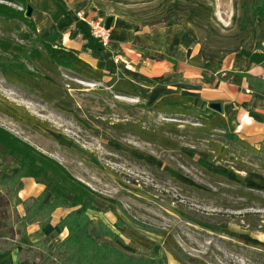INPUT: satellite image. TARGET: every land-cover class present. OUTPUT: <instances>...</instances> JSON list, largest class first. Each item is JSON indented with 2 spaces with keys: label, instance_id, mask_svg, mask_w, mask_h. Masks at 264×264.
Returning <instances> with one entry per match:
<instances>
[{
  "label": "rangeland",
  "instance_id": "obj_1",
  "mask_svg": "<svg viewBox=\"0 0 264 264\" xmlns=\"http://www.w3.org/2000/svg\"><path fill=\"white\" fill-rule=\"evenodd\" d=\"M97 2L108 15L136 25L189 26L201 56L211 60L220 62L261 43L260 22L247 36L238 29L241 0ZM0 5L9 6L3 1ZM197 5L210 11L193 16L187 10ZM18 25L16 30L0 17V40L16 47L10 54L21 59L23 53L41 52L35 43L39 38ZM0 59L9 61V56L0 54ZM22 61L35 72L39 89L3 76L0 69V130L57 163L99 201L115 207V213L89 216L94 222L102 220L122 243L97 241L130 257H158L168 238L192 260L184 264H264V158L244 150L240 139L205 126L203 111L159 114L146 93L137 99L117 96L107 81L95 83L69 71L57 73L45 63L31 67ZM138 128L159 138L143 139ZM2 142L0 178L11 166L18 170ZM5 189L0 187V226L7 218ZM10 206L17 211L13 195ZM117 218L125 227L116 228ZM9 231L1 229L0 235ZM17 240L15 236L13 243ZM164 252L168 264H179Z\"/></svg>",
  "mask_w": 264,
  "mask_h": 264
},
{
  "label": "crops",
  "instance_id": "obj_2",
  "mask_svg": "<svg viewBox=\"0 0 264 264\" xmlns=\"http://www.w3.org/2000/svg\"><path fill=\"white\" fill-rule=\"evenodd\" d=\"M30 3L37 37L53 48L73 53L99 72L110 90V82L129 83L136 92L134 99L146 93L153 105L176 97L188 111H203L207 121L221 116L229 133L250 146L264 145V95L249 86L251 78L264 81V51L241 49L220 62L211 61L201 56L197 36L189 26L136 25L123 17L108 15L97 0ZM79 11L99 19L110 30L109 48H102L90 37L87 27L76 19ZM261 46L264 49V39ZM211 103L220 104V114L209 109ZM7 169L6 177L17 171L14 166ZM43 191L44 187L33 179H21L13 195L18 214L23 216L24 211L17 199L28 202ZM52 201L46 193L44 204ZM69 212L67 208L56 209L44 228L28 226L27 242H41ZM66 236L67 230H63L49 245L55 247ZM162 250L159 258L165 256L163 247ZM0 263L18 264L16 252L0 256Z\"/></svg>",
  "mask_w": 264,
  "mask_h": 264
},
{
  "label": "trees",
  "instance_id": "obj_3",
  "mask_svg": "<svg viewBox=\"0 0 264 264\" xmlns=\"http://www.w3.org/2000/svg\"><path fill=\"white\" fill-rule=\"evenodd\" d=\"M0 1L9 4V6L0 5V17L3 19L4 24L13 26L16 30H19L20 26L18 23H21L29 28L33 32V35L37 37L31 18H25L27 7L32 9L30 0ZM12 5L17 6L22 11L13 10L11 8ZM240 8L242 15L237 20L239 31L247 36L249 35V30L255 29L258 22H260L262 27L260 42L262 43L264 39V0H241ZM202 9L210 11L209 8L202 5L189 6L187 11L194 16ZM37 42H39L38 44L42 49L41 52L37 50L30 51L23 53V58L16 59L9 52L15 46L0 40V54H8L9 56V61L0 59L2 75L8 78H15L26 86L39 89V84L35 81V72L30 71L26 64L22 63V59H24V62L29 63L31 67H35L39 63H45L57 73L59 70H65L91 82H101V74L94 71L73 53L53 48L40 39L35 43ZM261 43L248 51H264ZM16 51L18 53V50ZM20 53L22 52L20 51ZM202 57L208 59L204 56ZM2 61H5V63H2ZM249 86L256 92L264 95V81L251 78ZM108 87H111V91L117 96L127 98L137 97L135 89L129 83L120 82L114 85L110 82L108 83ZM152 109L159 114L178 115L182 113L186 114L189 108L184 107L176 97H168L153 105ZM202 123L205 126H209L210 129L228 133V138L233 140L237 138L234 134L229 133L224 119L219 115H216L210 121L203 120ZM138 129V133L143 139L159 138L158 135L155 136L156 134L152 135L151 132H145L142 128ZM0 141H3L2 143L7 147L5 148L6 151L10 153L9 157L18 165V170L11 177L0 178V187H6V206L9 208L6 207L5 210L7 218L1 219L0 230H10L6 234L0 235V241H7L2 243L0 247V256L7 255L10 250L15 251L18 264H168L165 256L159 258L137 253L130 257L119 249L97 241L98 238H110L114 242L119 241L122 243L119 236L112 232L102 220L94 222L89 216V213H115V207H109L99 201L92 191L82 184L74 182L64 168L57 163L36 154L30 147L13 140L1 130ZM240 141L238 143L244 150L252 154H258L264 158V145H261L256 150L248 143ZM242 167L246 168L247 166L242 165ZM23 178L33 179L35 183L44 187V191L38 198L28 202L16 200L17 204L23 207L24 215L20 216L14 208L10 210V204L12 202V195H14L17 185ZM46 193H49L53 198L50 204H44ZM59 208L72 209V212L60 220L41 242L29 244L27 242L26 228L31 225H39L40 228L46 227L51 220L52 213ZM115 226L118 229L125 227L121 223L120 218H117ZM91 227H94L92 235L90 233ZM65 229L68 232L67 236L52 248L49 244ZM151 233L165 237L162 233ZM15 236L18 237L16 244L13 243ZM163 246L166 253L170 254L179 264H184L185 259L192 261L182 254L181 249L174 242H169L168 238L165 239ZM35 259H39L38 262H35Z\"/></svg>",
  "mask_w": 264,
  "mask_h": 264
},
{
  "label": "built area",
  "instance_id": "obj_4",
  "mask_svg": "<svg viewBox=\"0 0 264 264\" xmlns=\"http://www.w3.org/2000/svg\"><path fill=\"white\" fill-rule=\"evenodd\" d=\"M75 16L79 22L87 27L88 33L93 40H95L102 48H109L111 33L110 30L104 26L102 21L87 16L82 11H79Z\"/></svg>",
  "mask_w": 264,
  "mask_h": 264
},
{
  "label": "water",
  "instance_id": "obj_5",
  "mask_svg": "<svg viewBox=\"0 0 264 264\" xmlns=\"http://www.w3.org/2000/svg\"><path fill=\"white\" fill-rule=\"evenodd\" d=\"M32 15V9L30 7H27L25 12V18L30 19ZM209 109L213 110L214 112L220 114L221 113V106L218 103H211L209 105Z\"/></svg>",
  "mask_w": 264,
  "mask_h": 264
}]
</instances>
